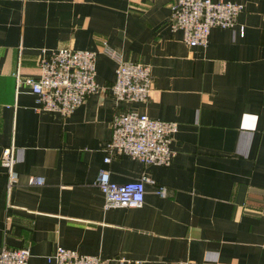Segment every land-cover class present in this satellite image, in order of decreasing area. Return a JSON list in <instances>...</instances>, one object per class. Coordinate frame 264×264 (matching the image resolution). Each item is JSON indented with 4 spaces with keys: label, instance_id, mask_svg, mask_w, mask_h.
Masks as SVG:
<instances>
[{
    "label": "crops",
    "instance_id": "crops-1",
    "mask_svg": "<svg viewBox=\"0 0 264 264\" xmlns=\"http://www.w3.org/2000/svg\"><path fill=\"white\" fill-rule=\"evenodd\" d=\"M229 1L235 25L190 48L170 27L176 0H0V158L13 143L17 178L8 191L0 165V250L28 249V264L57 247L106 264H264V0ZM59 49L97 53L99 87L66 116L14 80ZM119 59L153 76L148 100L123 108L177 123L166 165L104 164ZM102 168L116 184L146 176L143 205L105 209Z\"/></svg>",
    "mask_w": 264,
    "mask_h": 264
},
{
    "label": "built area",
    "instance_id": "built-area-1",
    "mask_svg": "<svg viewBox=\"0 0 264 264\" xmlns=\"http://www.w3.org/2000/svg\"><path fill=\"white\" fill-rule=\"evenodd\" d=\"M151 1V0H146ZM243 6L229 0H176L169 18L172 31L180 30L182 40L190 48H205L212 28H232ZM105 50L108 52L106 46ZM110 54V53H109ZM112 55V54H110ZM96 52L59 49L41 50L38 56L39 75L21 79L15 72V88L25 86L35 96V109L70 114L83 100L96 92ZM153 84L151 68L138 62L118 60L110 85L116 105L111 121V137L105 144L104 164L112 157L127 155L145 165H166L174 156L170 148L177 130L173 121L152 118L135 109L123 108L124 103L146 102ZM15 147L10 143L2 150L0 165L7 173V190L17 183L14 171ZM146 176L124 184L110 180L107 169H100L96 186L104 196V208H139L144 203ZM31 185H42L43 179L32 177ZM155 194L166 198L165 186L155 187ZM28 249L0 250V264H28ZM48 264H106L105 261L57 247L47 257Z\"/></svg>",
    "mask_w": 264,
    "mask_h": 264
}]
</instances>
